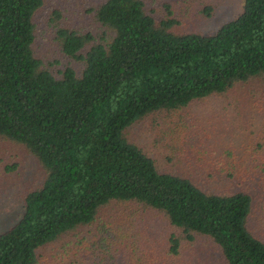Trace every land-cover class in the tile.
Returning <instances> with one entry per match:
<instances>
[{
  "label": "trees",
  "instance_id": "obj_1",
  "mask_svg": "<svg viewBox=\"0 0 264 264\" xmlns=\"http://www.w3.org/2000/svg\"><path fill=\"white\" fill-rule=\"evenodd\" d=\"M45 3L0 0V138L24 145L45 169L21 218L0 233V264H36L41 247L91 224L113 201L161 211L178 231L169 238L176 257L184 243L204 238L220 264H264V155L231 162L225 183L213 188L161 170L126 135L157 111L264 78V0H244L243 11L209 35L172 32L169 5L157 23L145 0H101L100 41L57 29L80 71L54 70L37 54L36 16Z\"/></svg>",
  "mask_w": 264,
  "mask_h": 264
},
{
  "label": "rangeland",
  "instance_id": "obj_2",
  "mask_svg": "<svg viewBox=\"0 0 264 264\" xmlns=\"http://www.w3.org/2000/svg\"><path fill=\"white\" fill-rule=\"evenodd\" d=\"M100 1L46 0L36 16V52L47 66L81 70L83 63L62 51L57 29L90 32L96 42L100 41L107 31L95 16ZM145 2L157 23L168 18L169 5L175 21L170 30L177 34H213L235 19L244 6V0ZM208 7L212 8L209 15ZM126 135L151 155L161 170L199 181L204 178L203 183L214 188L225 183L222 171L231 162L247 165L252 163L253 152L258 158L264 155V78L178 110L157 111L129 127ZM209 173L211 177L206 176ZM44 179L45 169L30 150L0 138V233L18 222L24 213L25 195ZM172 233L178 231L161 211L113 201L91 224L41 247L36 264H220L219 254L204 238L184 243L180 258L174 256L169 251Z\"/></svg>",
  "mask_w": 264,
  "mask_h": 264
}]
</instances>
